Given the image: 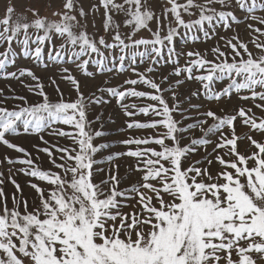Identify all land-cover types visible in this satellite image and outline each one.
I'll return each mask as SVG.
<instances>
[{"label":"snow or ice","instance_id":"6c2138e0","mask_svg":"<svg viewBox=\"0 0 264 264\" xmlns=\"http://www.w3.org/2000/svg\"><path fill=\"white\" fill-rule=\"evenodd\" d=\"M84 5L85 0H61L60 7L51 13L56 19L41 15L32 6L20 5L18 11L13 0H4L2 5L0 45L5 47L0 51V76L17 80L30 77L34 83L26 87L41 98L29 104L25 97L15 96L12 99L22 101V105L12 109L0 106V145L25 157L13 160L5 155L3 159L8 164L28 165L27 171H20L51 187L46 190L30 183L38 197L31 209L27 199L15 194L9 207L8 197L0 188V264H264V141L251 134L264 137V117H256L251 108L227 111L208 107L199 111L202 105L190 104V109L197 110L198 118L183 127L181 120L192 119L185 115L188 109L182 108L183 101L175 90L184 80L176 79L174 86L165 89L162 83L169 76L157 83L148 75L154 72V65L173 64L176 66L170 75L186 74L187 80L201 85L202 91L191 92L187 100L202 95L208 102H219L236 93L240 100L264 101V41H251L259 50L254 54L247 43L233 36L226 41L231 62L228 53L217 46L211 50L215 60L188 51L184 53L188 60L181 67L180 53L175 48L179 30L184 29L186 36L199 31L211 39L217 25L227 30L232 24L241 23L232 10V0H164L162 4L160 0H90L87 10ZM235 6L246 10V19L264 25V17L253 15L258 9L264 10V2L235 0ZM100 9L103 31L112 33L111 42L104 35L97 37L87 31L89 16L93 17L91 23L95 28ZM114 14H122L123 26L130 29L127 34L121 33V23L114 19ZM185 15L190 19L186 21ZM193 16L197 18L191 19ZM152 21L156 23L155 31L150 26ZM165 27L166 34L162 35ZM247 27L264 36L261 28L252 24ZM141 30L149 31L151 38H135ZM53 36L62 43L58 49L49 48V60L74 63L90 77L94 75L87 70L91 63L97 65L99 73H122L127 68L136 78L126 79L116 87H99L96 93L85 97L80 81L64 67L60 69L61 79L70 82L76 99L66 101L57 86L59 99L52 102L41 78L31 68L5 71L17 55L14 43L20 46L24 57L34 63L42 62L45 45L52 44ZM189 38L198 39L195 35ZM138 58L140 64L149 61L143 72L138 71ZM194 70L201 74L193 75ZM224 80L228 81L226 86L216 90L215 83ZM138 84L152 91L137 90ZM242 90L249 94L240 95ZM165 91L171 92V105L164 97ZM105 93L115 99L125 116L156 117L128 122L129 129H151L153 134L122 140V144L136 145V149L105 158L107 162L120 156L135 158V166H130L129 171L138 173L139 178L124 188L120 185L128 177L119 175V165H115L116 172L109 168L107 176L96 181V176L104 171L97 165L105 162L96 157L109 144L94 143L105 133L91 130L94 121L88 120V109L90 104L109 103L104 99ZM128 97L155 103L130 111L129 108L137 109V105L125 104ZM3 102L0 100V104ZM255 107L264 112V103ZM174 113H179L181 120L175 119ZM99 119L97 116L96 120ZM238 119L249 130L245 137L248 145L243 150L241 137L236 133ZM55 124L67 125L72 131L53 128ZM197 128L202 135L182 145L183 134ZM45 129H52L51 135L72 141L70 147L53 145L39 149L59 171L33 166L26 149L8 138L21 132L40 134ZM209 135L215 136V141L207 139ZM40 139L48 143L42 135ZM149 145H158L159 149ZM208 145H213L211 153L207 152ZM197 146H205L204 159L185 167V160L196 152ZM214 161L219 165L215 172L211 167ZM202 164L207 166H199ZM2 177L0 173V184L4 183ZM11 182L22 193L21 186L14 179Z\"/></svg>","mask_w":264,"mask_h":264},{"label":"rangeland","instance_id":"374dc122","mask_svg":"<svg viewBox=\"0 0 264 264\" xmlns=\"http://www.w3.org/2000/svg\"><path fill=\"white\" fill-rule=\"evenodd\" d=\"M3 2L4 0H0V14H2L3 11ZM14 3L17 4L18 11L20 9V5H23L24 7L32 6L35 8H38L40 10L41 15H47L50 19H56V17H53L51 15L52 11L57 10L60 7L61 0H51V6H49V0H13ZM90 0H85V8L87 10L88 3ZM164 0H160V4H162ZM183 2V0H181ZM258 2H264V0H258ZM233 3V9L234 14L238 17V19L241 21L239 24H232L231 28L224 29L222 25H217L215 29V35H212L211 39H206L203 35V33L199 31H194L192 33H188V35H185V30L180 29V35L175 38V48L177 53H180L179 56V66L183 67L186 64V61L188 60V57L184 55V53H187L188 51H194L199 52L202 56L207 58L208 60H215L216 57L212 53V48L214 47H220L221 50L228 53V60L231 62L232 55H231V49L226 47V41L231 39L233 36H238L240 40L248 44L249 50L252 51L254 54H257L259 52L258 49L255 48L254 44L251 43L253 39H257L258 41H264V36H261L257 32H253L251 29L247 27L248 24H252L254 28H261L264 30V25L259 24L255 20L246 19V17L249 15L246 10L240 9L238 6H235V0H232ZM160 6L157 5L156 11L157 15L160 14ZM103 9H100L99 13L96 14L95 17V28L92 27V20L93 17L89 16V23L87 31L90 35L95 34V36L104 35L106 40L111 42V35L112 33H105L103 31L102 27V20H103ZM253 15H256L258 17H264V10H257ZM185 20H189L190 18L185 15ZM197 18L196 16L191 17V19ZM114 19L121 23L120 31L122 34H127L130 29L125 28L122 24L123 16L122 14H114ZM167 22H165L166 24ZM153 31L156 29V23L155 21H152L150 24ZM175 26L173 22V27ZM167 28L165 27L163 34H166ZM211 34V33H210ZM195 35L198 37L196 40H192L189 37ZM223 37V39H221ZM135 38H151V33L147 30H141ZM235 43V41H233ZM62 43V40L59 37L53 36L52 44H46L44 48V52L42 53V62H33L31 58H26L22 55L20 46L15 44L13 45L14 50L16 51L17 55L14 58V62L10 64L5 71H17L19 68H31L32 71L41 78V81L44 85V90L48 94L50 100L52 102H56L59 99V93L57 92V86L59 87L60 91L64 94V99L66 101H72L76 99V92L70 82L61 79V76L63 75L60 71L61 68L67 67L71 74L76 77L77 80L80 81V91L84 94L85 97H89L92 93H96L97 88L99 87H116L123 85L124 80L126 79H135L136 76L131 72L130 69H127L122 72H112V73H99L96 71L97 65L95 64H89L87 66V70L89 72H93V76H86L84 75L74 63H56L54 61L49 60L48 52L50 47L59 48L60 44ZM4 45H0V51L4 50ZM34 47V45H33ZM104 51V49H102ZM117 54H118V50ZM54 54V53H53ZM107 54V53H106ZM65 56H67V53H65ZM165 58L167 57V52L164 53ZM88 58V57H85ZM47 65V67H44L43 65ZM149 61H145L143 64L139 63L138 58V64L137 68L138 71L143 72L145 68L148 66ZM176 65L173 64H167L164 62H161L158 65H154V72L149 73V77L154 79L157 83H161V78L163 76H169V79L167 82L162 83V87L167 89L169 85L174 86V82L176 79H182L184 80V83L179 86L178 89H175L177 91V94L180 98L182 103L183 109H188V111L185 113L186 116L191 117L192 119L189 120H181V116L179 113H174V117L177 120H181V126L186 127L188 123H193L197 116V110L190 109V104H200L202 107L199 111H204L208 107H212L214 110H218L219 108H224L227 111H232L233 109L238 110L239 107H245V108H251L252 112L255 114L256 117H264V112H261L260 109L255 107V104L258 103H264V101L256 100L253 102L252 100L244 101L240 100L239 96L236 93H233L231 96V99L228 97L223 98L219 102H208L206 98L202 95L191 97L190 100L185 99L190 95L191 92L196 91L198 89H201V85L196 80H187L186 74H182L181 77H176L174 75H170L172 73L173 68ZM201 74L200 72H197L194 70L193 75ZM51 80H55L56 83L52 84ZM108 81V84L105 85L104 81ZM22 81V82H21ZM34 82L31 80L30 77H23L20 80L17 79H4L2 76H0V100H3V104H0V106L7 107L9 109L14 108L16 105H22V101L17 99H12V97L15 96H23L27 99L29 104L38 102L41 98L33 94L32 92H29L26 85H31ZM228 83L227 80L224 81H218L215 83L214 87L216 90L222 89L226 84ZM125 87H131V86H125ZM137 90L141 91H147L151 92L152 90L150 88H147L146 86L142 84H138L135 86ZM202 91V89H201ZM249 93L246 90H242L240 95H248ZM99 95V93H97ZM7 97L8 99H5ZM165 99L168 101L169 105L172 104V98H171V92L165 91L164 93ZM104 99L109 100V103L107 104H90L88 109V120L94 121L91 124V130L94 132L96 130H102L105 133V136L96 138L94 143L100 144V143H108L109 148L102 150L100 154L97 155V159L105 160V158L108 155L115 154V153H122L126 152L129 149L135 150L136 145H124L121 143L122 140L128 139L129 137H144L149 136L153 134V130L151 129H129L127 127V123L131 122L132 120H137L141 122L149 121L152 119H155L156 117L153 116H144L143 114H137L133 117L125 116L124 110L115 102L114 98L108 97L107 94H104ZM125 104L132 105L136 104L137 109H131L130 111H137L139 107L146 106L149 103H155L154 101H150L146 98H135V97H128L124 101ZM100 116L99 120H96V117ZM211 123V121H209ZM101 125H103V128H101ZM53 128L57 129H63L64 131H72V129L67 125L62 124H55L53 125ZM52 129H45L40 134H24L21 132L18 136H9L8 138L12 140L13 143L18 144L19 146L26 149V151L30 154V158L33 161V166L38 167L40 170H52V171H59L58 169H55L52 163L50 162V157L43 151H40L39 149L49 147L51 148L53 145H59L61 147L65 146H72V141L66 137H58L55 135H51ZM161 132L164 131V129H160ZM236 133L238 136L241 137L240 145L241 150L244 149L246 145H248V141L246 140V136L249 134L248 128L243 125L240 120L238 119L236 121ZM253 135V138L257 140L264 141V137L260 136L259 133H251ZM40 135L43 136L44 141H48L47 144H45L41 139ZM202 135V133L199 131V129H193L189 132H186L183 134V139L181 140L182 145H188L190 143V140L192 138H199ZM207 139L215 141L216 137L209 135ZM171 143V142H169ZM149 147H154L159 149L158 145H149ZM213 145L207 146V152H212ZM255 150V149H252ZM54 151V149H53ZM7 155L8 157L12 158L13 160L18 159H24L23 153H18L14 150L7 149L5 146L0 145V173H3V184H0V188L3 189L6 196L8 197V206L12 207V196L15 194L17 198L20 199H27L30 205L33 203V201H36L38 203V197L35 193V190L30 187V183H37L40 185V187L45 188L46 190L49 189L51 186L47 185L45 182L39 181L31 176L25 175L23 172L20 171V169H24L27 171L29 169L28 165H23L19 163L15 164H8L4 161V156ZM57 156V162L59 163V153H56ZM205 157V146H197L196 152L192 153L187 160H185V167H187L189 164H191L195 160H203ZM211 158V157H209ZM135 158L128 157V156H120L119 158L115 159L112 162H105L97 165V167L103 168L104 171L96 176V181L99 182V180L103 177L107 176L109 168L112 169L113 172H116L115 165H119V175L121 177H128V179H125V181L120 185L121 188L127 187L130 183L135 182L139 178L138 173L130 172V166H135ZM199 166H207L206 164H202ZM213 172H215L219 165L213 162V165L211 166ZM11 170V171H10ZM11 176V179H14L16 183H18L22 188V193L17 192L15 186L11 182V179L9 177ZM134 203V201H133ZM125 211H130V209H124Z\"/></svg>","mask_w":264,"mask_h":264}]
</instances>
